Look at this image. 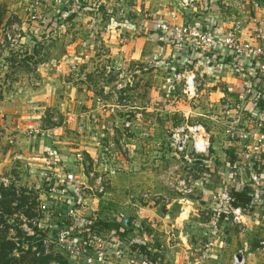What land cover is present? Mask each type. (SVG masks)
Masks as SVG:
<instances>
[{
  "label": "crops",
  "instance_id": "0c3cea01",
  "mask_svg": "<svg viewBox=\"0 0 264 264\" xmlns=\"http://www.w3.org/2000/svg\"><path fill=\"white\" fill-rule=\"evenodd\" d=\"M43 1L46 7L41 12L48 17L51 15L50 18L53 16L54 19H61L62 13L57 9L54 10L52 4L54 3L57 7L67 0ZM84 1L93 2L92 0ZM94 1L107 5L102 9L103 16L108 15L106 12L111 6L113 8L117 5L122 6L123 11L129 10L135 14L133 20L140 26L139 32L142 35L135 38V41H131L135 47H131L130 51H127L126 48H130V45H124V42L121 43L122 40H120V46L112 48L115 54L119 50L120 52L125 51L127 52L126 58L131 61L129 63H136L143 53L152 50L155 46L158 52V56H154L155 65L163 64L165 69L171 70L170 73L175 71L178 66L184 65L181 61L174 63L175 51L177 50L179 59L183 58L185 53L183 50L179 51V44L171 45V43L163 41L161 36L157 40L154 39L155 35L151 32L154 22H163L171 26L182 23L195 25L198 28L209 27L218 37L238 26L235 34L241 41L246 42L251 41V34L256 27L264 28V0H252L258 3L256 8L248 6L249 0H209L212 3L209 11H203L198 2L184 7L180 0ZM72 5V3H68L66 8L69 10V16L75 18L77 12L71 9ZM95 7L97 8V6ZM115 11L117 12V7ZM96 12L89 18H98L100 13L97 10ZM141 12L146 15L142 17ZM77 14L85 15L83 12ZM128 18L132 17L128 15ZM29 22L32 23L30 20L28 23L21 22L23 25L21 35H26L27 32L31 34L30 45H27L31 49L32 45L36 43L34 39L36 34H41V30H44L45 27H39L33 23L29 25ZM49 26L52 28H47L44 31L49 33L51 30L49 35L51 37L56 36L58 30H60V34H66L65 27H56L55 24ZM118 26L117 24L116 27ZM130 26L135 30L136 25ZM102 31L104 33L102 35H105L104 29ZM127 34L125 33L123 36L131 39L132 34L130 32ZM111 35L119 36V33L113 32ZM23 40H25L24 36ZM23 40L21 44L25 42ZM56 41H51V43L53 42L52 49H54ZM20 46L16 50L20 49ZM67 50L69 49L65 46L64 51L70 52ZM67 61L65 60L63 63L59 61L58 64H53V61L49 60L32 62L30 65L32 70L25 72L24 77L18 80L16 79L17 75H13L12 78H9V75L3 78V75L0 74V139L2 140L0 143V180L11 177L10 175L13 174L16 182L21 184L20 178L21 181L37 177L40 179L44 178L49 171L71 173V170L78 169L81 171L78 178L82 183H85L86 173L93 168L103 175L105 194L98 195L87 192L85 205L76 211L77 216L99 221L109 226L115 224L123 226L128 231L126 233L128 240L140 239L147 243H153L152 245L155 244L154 253L159 264H185L188 260L194 259L193 257L197 255L201 246L207 242H210L212 247L211 258L207 264H235L237 255H241L239 264H264V255L259 247V242L264 241L263 206L253 211L254 216L243 218L244 226L241 231L230 221H219L218 233L212 237L203 226L206 223L204 213L210 211L212 214L211 196L223 183V180L215 175V170L230 162L229 154L230 152L233 154L230 145L224 149L226 148L224 145L219 143L220 147H218L213 141L210 142V156L199 165L203 170L204 177L193 196L181 198L172 190L174 179L177 176L175 168H179L180 162L178 159H174L173 152L168 145L167 133L171 127L182 121L183 111H189L192 116L196 113V115L203 113L202 109H189L187 101L180 99L181 96H184L181 90L177 89L176 85L179 82L175 79L173 80L176 85L173 86L174 90L170 93L172 96H167L175 102L172 108L165 107L163 101L156 103L158 104L157 108H152L151 95L148 94L149 101L144 102L142 106L133 103L132 107L124 109L119 108L118 104H113L112 107L104 110L96 107L94 103L92 106L88 105L91 103L93 95L89 91H85V94L91 97H83L86 107L81 108L78 116L81 125H84L86 129L90 127L91 131H88L89 135L84 141H81L83 144L80 145V149H84L82 153L85 154L83 162L73 159V154L70 152L73 150L70 146L66 147V145H71V142L68 143L67 140L58 141L59 138H55L56 140H50L49 146H47L43 145L44 142L40 137H35V140L29 137L33 115L39 114L48 106L52 98L55 99L56 92L54 89L52 90L51 85L60 79V68L63 72L70 71L71 64L67 65ZM187 64H193V70L200 77L197 96L202 107L208 100L216 104L222 98H229L232 102L236 101L238 95L245 92L239 76H237L240 74L236 73V75L220 70L219 64L210 68L207 61L205 66L199 59ZM48 67L58 69L49 70ZM46 69H48V73H44ZM85 79L87 80V76L85 77L84 74L81 76V80L85 82ZM251 85L258 90L257 92L264 94L263 79L259 81L253 79ZM177 91L181 96L179 93L176 96ZM98 98L95 97L94 101ZM125 110L128 113L126 118H123L122 114ZM69 111L71 112L67 115L70 123L74 113L70 109ZM107 117L110 125L103 127L101 124ZM219 132L220 136L224 137L223 131ZM32 140L34 141L33 145H31ZM50 144L53 145V148ZM68 150L70 151L68 152ZM94 158L100 160L99 165L95 167L92 162ZM22 173H25V179L22 178L24 175ZM238 179L246 181L247 172L240 170ZM119 240L123 247H128L125 240ZM107 249L109 257L103 264H123V261L112 255L114 250L111 246Z\"/></svg>",
  "mask_w": 264,
  "mask_h": 264
},
{
  "label": "built area",
  "instance_id": "2783aa9c",
  "mask_svg": "<svg viewBox=\"0 0 264 264\" xmlns=\"http://www.w3.org/2000/svg\"><path fill=\"white\" fill-rule=\"evenodd\" d=\"M22 1L26 3L27 18L33 24L39 27L50 25L51 22L53 24V20L41 12L46 7L43 0ZM68 2L74 5L85 3L84 0H67L64 3ZM180 2L184 7L198 2L203 11H209L212 7L209 0H180ZM248 6L256 8L258 3L249 0ZM60 13L65 16V12ZM153 26L164 33L161 35L163 41L179 44V51L183 50L181 44L190 48L188 63L199 59L204 65L207 60L214 64L215 59L221 58L222 62L216 64L221 66L220 70L240 74L236 75L239 76L245 92L240 93L236 101L222 98L216 104L208 100L202 107L197 96L200 77L193 70V64L178 66L171 73V78L181 79V92L189 109H202L203 113L192 116L189 111H183L182 121L169 129L167 138L173 156H176L180 162L179 168H175L177 176L172 190L181 198L191 197L204 177L203 170L193 161L200 159L203 162L208 159L211 148L210 135L205 125L196 118L211 119L213 115L224 118L223 135L228 141L227 144L233 149L234 160L215 170V175L223 180V183L211 196L212 207L228 209L230 223L241 231L244 226L243 218L254 216L253 211L264 207V107L257 112L255 120L249 117V110L251 108L256 110L258 102L264 105V94L257 92L258 90L251 85L253 74H256L254 79L264 80V28L256 27L251 34V41L246 42L241 41L235 34L238 26L221 37L215 36L209 27L198 28L191 24L181 23L171 26L163 22H154ZM109 28L107 26V29ZM21 34L22 29L18 24L3 26L0 29V48L16 50L23 40ZM71 67L74 68V64ZM251 86L255 91L253 92L251 88L248 93L247 89ZM173 90L174 88L171 87L168 93ZM226 118H232L233 121L225 120ZM30 132L38 133L37 130ZM76 157L79 158L78 161L83 162L81 156ZM92 162L95 167L99 165L100 160L94 158ZM240 170L247 172L246 181L238 179ZM85 177L86 182L82 183L77 176L63 171L60 173L49 171L45 174L44 178L47 180L45 193L54 206L44 203L41 212L47 215L58 209L57 212L55 211V216L61 218L58 219L60 226L57 225L55 235L43 239V244L45 246L51 244L57 251L81 260V264H103L109 257L107 247L110 246L114 250L112 255L123 261V264H159L152 262L151 257L146 254L134 252L129 246L123 247L118 237L99 231V226L95 225L96 221L87 222V219L77 216L76 211L85 205L87 192L105 194V181L101 173L92 168ZM8 182L6 178L1 179L0 187L7 188ZM233 187H237L238 190L250 189L252 204L247 209L233 206L234 199L230 195ZM204 216L206 220L204 228L208 230L210 236H216L219 220L210 211L204 213ZM63 221H69L70 224H64ZM259 247L264 255V241L259 242ZM42 253L48 255L47 251ZM211 254L212 247L210 242H207L201 246L194 259L188 260L185 264H207Z\"/></svg>",
  "mask_w": 264,
  "mask_h": 264
},
{
  "label": "rangeland",
  "instance_id": "374dc122",
  "mask_svg": "<svg viewBox=\"0 0 264 264\" xmlns=\"http://www.w3.org/2000/svg\"><path fill=\"white\" fill-rule=\"evenodd\" d=\"M92 1L94 3L83 2L81 4H73L71 9L74 12L85 13L83 16L76 13L75 18L70 17L68 14L69 12H67L66 6H68L70 2L63 3L57 7L54 3L52 4L54 10L57 9V11L66 13L65 16H61V19H57L58 21L56 22V27L62 26L67 29L66 34H60V30H58L55 34L56 36L51 37L49 36L51 30L49 33H45L44 30L52 27L46 24L45 28L43 27L44 30H41V34L38 33L35 38L33 37L36 41V43L32 45L33 48H28L30 45L29 37L31 35L29 32L23 35L25 37L23 41L25 42L21 44L22 46H20V49L4 50L0 48V74L3 75V78L8 75L9 78L14 77L13 75H17V80L20 78L22 79L25 72H30L32 70V68H30L32 62L36 63L42 60L53 61V64H58L59 61L63 63L65 60H68L67 65L74 64V68L69 66V72H63L60 68V79H58L57 82H53L51 85L52 90L54 89L56 92L55 99L52 98L48 106L39 114L33 115V120L31 121L32 125L30 126L31 130H29V132L37 130L38 133L34 134V132H30L31 135L29 133L28 135L31 139L40 137L42 142H44L43 145L47 146H49L50 140H56L55 138H59L58 141L67 140L68 143L71 142L72 146L69 144L66 145V147L70 146L73 151L68 150V152L70 151L71 154H73V159H77V161L79 158H77L76 155L81 156L80 159L82 160L85 158L84 152L82 153L84 149H80V145L83 144L81 141H84L89 135L88 131H91L90 127L86 129L84 125H81L78 116V113L81 112V108L86 107V102L83 97H91L87 96L85 91H89L93 95L91 97L92 101L91 103L89 102L90 104L88 105L92 106L94 103L96 107H100L104 110L112 107L113 104H118L119 108L124 109L132 107L133 103H136L137 106H142L144 102L149 101L148 94L151 95L152 108H157L158 104L156 103H159V101H163L165 107L172 108L175 102L172 98H168L172 96L170 92L168 93V90L171 91V87L176 85L174 84L175 81L179 82L176 85L177 89L181 90L182 85L181 79H175L174 81L170 78L167 80V78L171 77L170 69H165L164 65L160 63L155 65L154 56H158L155 46L152 50L150 49V51L143 53L141 58L138 60L136 59V63H129L130 60L126 58L127 52L125 51L120 52L119 50L115 54L112 48L118 47L120 40H122L121 43L124 42V45H130V48H126L127 51H130L131 47H135L134 44H131V41H135V38H139V36L142 35L139 32L140 26L133 20L135 14L129 10L123 11L122 6L117 5V12L115 11L116 7L113 8V6H111V10L108 8L106 12L108 15L103 16L102 9L107 5L96 3L94 0ZM95 6H97L98 9ZM119 6L121 8L120 10L118 8ZM26 9V3L22 0H0V29L3 26L14 24H18L19 27H22V21L28 23ZM96 10L100 13L99 17L96 19L91 17L90 19L89 16L97 13ZM54 13L52 14L54 15ZM140 14L142 17L146 15V13L143 12ZM128 15L132 18H128ZM51 19H54L53 16ZM117 21L119 22L117 23ZM31 24L32 23L29 22V25ZM117 24L119 25L118 27H116ZM130 25H136L135 30ZM107 26L110 28L107 29ZM103 29L106 32L105 35H102L104 34L102 31ZM113 32H118L119 36H112L111 33ZM129 32L132 34L131 39L123 36L125 33L129 34ZM158 38L159 36L155 35L154 39L157 40ZM55 40L57 41L56 43L54 42L55 47L52 49L51 45L53 42L51 43V41ZM170 43L171 42H169V44ZM171 45L174 44L171 43ZM65 46L68 47L69 50L67 51L70 52L64 51ZM49 67V70L58 69ZM48 69H46L44 73H48ZM84 74L85 77L87 76L85 82L81 80V76ZM3 84H5V81H3ZM178 93L179 91L176 92V96ZM83 94L85 95L83 96ZM95 97H99L98 100L94 101ZM180 99L185 100L182 96ZM69 109L74 113L70 123L67 115L71 112ZM127 113V110H125L124 114H122L124 115L123 118H126L125 116ZM196 119L197 121L205 123L203 124L210 135V142L213 141L218 147H220V143L222 146L224 145L226 147L224 149H227V145H229L227 144L228 141L225 137L220 136L219 132L220 130L224 131L222 125L224 118L222 119L220 116L213 115L211 119L201 117H197ZM225 120L233 121L232 118H226ZM207 124L209 127L206 126ZM101 125H103V127L110 125L108 117L104 119ZM245 125L248 126L249 124ZM120 129L122 128L120 127ZM1 141L0 139V143ZM33 143L34 141L32 140L31 145H33ZM50 146L53 148L52 144H50ZM224 149H222V151H224ZM174 157L175 160L178 159L176 156ZM15 171L21 172L19 170ZM80 172L81 171L78 169L71 170V174L77 177L80 175ZM22 175V178L25 179V173H22ZM10 176L11 177L6 178L9 181L7 183V188L0 187V218L3 221L0 226V231L4 230L6 227L8 228L6 236L9 239H14L17 243V248L22 251L16 253L18 255H23L28 251L30 252V254H28L29 256L35 254V257H38L41 251L44 253L47 251V254L51 255L54 259L50 264H81V260L71 258L65 253L54 249L51 244L45 246L42 242L43 239H49V237L55 235L54 232H56L58 228L57 225H60L58 224V219L61 218L55 216L58 209H56L54 213H47V215L41 212V206L44 203L54 206V203H51V200L45 193L44 178H28V180L23 181H21L20 178L19 181L21 184H19V182H16L17 180L13 178V174ZM79 217L88 220V218ZM63 223L70 224L69 221H63ZM17 233L20 234V237L17 236Z\"/></svg>",
  "mask_w": 264,
  "mask_h": 264
},
{
  "label": "trees",
  "instance_id": "16d2710c",
  "mask_svg": "<svg viewBox=\"0 0 264 264\" xmlns=\"http://www.w3.org/2000/svg\"><path fill=\"white\" fill-rule=\"evenodd\" d=\"M58 20L57 19H53V24H57ZM151 32L154 35H158L161 36L164 33H162L161 31L155 29V27H152ZM169 42V41H167ZM182 49L184 50V57L179 59L178 53L177 51H175L174 55H175V61L180 62L182 64H186L188 63L187 60V56L188 53L190 51V48L187 47L184 44H181ZM208 62V66L210 68L214 67L217 63H221L222 59L218 58L215 59L214 64L212 65L211 62L207 60ZM256 77V74L252 75V78L254 79ZM251 87H249V89H247V91H251ZM264 107L262 102H258L257 106L255 107L256 110H252L253 108H251L249 117L253 120L256 119L257 116V112H259L262 108ZM1 132V130H0ZM234 160V156H232V152H230L229 154V161L232 162ZM44 188H47V180L44 178ZM230 195L231 197L234 199L233 202V206L234 207H239L241 209H247L248 206L250 204H252V198L250 196V189L249 188H244L242 190H238L237 187H233L230 191ZM212 215L215 216L219 221H229L230 220V213L228 211V209L222 208V207H214L212 210ZM89 220H87L88 222ZM3 223V221L0 218V226ZM59 224V223H58ZM95 225L99 226V231L101 232H105V233H109L111 235H114L116 237H118L119 239H123L128 243L129 248L137 253H141V254H146L149 257H151V261L158 263L157 262V257L155 255V248L154 246H156L155 244L152 245L153 243H147L143 240L140 239H132V240H128L126 237V233L128 232L123 226H119V225H107L105 223L96 221ZM60 226V225H58ZM7 230L8 228L6 227L4 230L0 231V264H50L53 262V258L51 255H44L41 251V253L38 255V257H35V254L33 256H29L28 254H30V252L27 251L26 254L23 255H18L16 252H22L19 248H17V243L14 241V239H9L6 235H7ZM19 233V232H18ZM17 233V236L20 237V234ZM16 238V237H14ZM154 250V251H153Z\"/></svg>",
  "mask_w": 264,
  "mask_h": 264
},
{
  "label": "water",
  "instance_id": "95a60500",
  "mask_svg": "<svg viewBox=\"0 0 264 264\" xmlns=\"http://www.w3.org/2000/svg\"><path fill=\"white\" fill-rule=\"evenodd\" d=\"M193 162H194V164H196V165H200V164H202V160H200V159L194 160ZM235 259H236V263H235V264H239V263L241 262V255H237V256L235 257Z\"/></svg>",
  "mask_w": 264,
  "mask_h": 264
}]
</instances>
